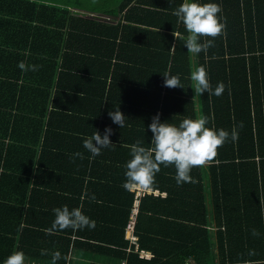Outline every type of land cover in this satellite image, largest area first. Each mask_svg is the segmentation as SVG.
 <instances>
[{
	"label": "trees",
	"instance_id": "1",
	"mask_svg": "<svg viewBox=\"0 0 264 264\" xmlns=\"http://www.w3.org/2000/svg\"><path fill=\"white\" fill-rule=\"evenodd\" d=\"M190 2L219 4L225 24L214 46L195 57L172 14L183 0H121L114 11H90L115 21L35 0H0V264L14 251L29 260L59 252L65 264L72 233L94 244L74 241L75 248L118 264H264V0ZM20 62L38 70L22 71ZM194 64L206 68L213 89L224 84L222 95L195 96ZM165 72L178 75L183 89L163 87ZM118 107L126 117L121 129L108 117ZM157 114L176 126L204 115L206 127H235L239 138L191 170L195 183L177 186L175 168L161 165L153 189L167 196H145L136 224L140 248L153 255L147 261L125 252L133 195L122 187L126 169L117 155L130 156L126 144L150 146L148 125ZM105 128L117 145L92 158L83 140ZM98 172L108 173L102 185ZM63 179L72 196L90 193V213L104 209L90 199L96 188L104 201L110 193L115 203L124 201L114 210V227L47 233Z\"/></svg>",
	"mask_w": 264,
	"mask_h": 264
},
{
	"label": "clouds",
	"instance_id": "2",
	"mask_svg": "<svg viewBox=\"0 0 264 264\" xmlns=\"http://www.w3.org/2000/svg\"><path fill=\"white\" fill-rule=\"evenodd\" d=\"M222 11L219 4L205 3L199 4L183 0V3L172 13L177 17V23L182 24L187 33L184 39V46L193 57L201 52L207 53L208 49L214 46L213 40L223 34L225 24L221 22L218 15ZM159 31V30H158ZM174 38L180 36L179 32H172ZM212 39H207V38ZM203 39V42L202 41ZM171 50H175V46ZM18 67L22 71H37L38 66L26 65L20 62ZM163 87L169 89L182 88L180 77L165 72L163 75ZM190 80L193 83L195 96L204 93L219 97L224 92V84L218 83L213 89L204 66L193 65L190 73ZM79 93L78 95H81ZM108 117L113 124L123 128L126 117L119 107L108 112ZM209 123L207 116L201 115L196 119H183L178 126L169 122H160L159 114L151 119L148 130L151 132L149 147L141 146V141L134 144L123 145L130 149V159L124 165L126 171L125 182L122 187L127 191H151L155 183V175L160 172L161 165L165 168L172 166L175 168L174 179L177 186L183 183H195L190 175L193 168L201 167L213 161L217 156V149L222 147L231 139L235 142L239 138V133L234 127L229 133L226 130L206 127ZM243 125L241 124L240 127ZM112 135L111 128H105L104 134L94 131L91 137L83 140V147L91 153L92 158L101 154V149L114 147L109 137ZM83 159L81 153L74 154ZM88 194L84 193L82 199ZM90 199L95 201V196ZM99 203V201H96ZM55 219L51 227L46 231L53 234L66 229L83 230L84 228L94 229L95 221L83 214L80 207L72 208L67 206L54 208ZM254 236L259 235L255 230ZM42 256L48 255L47 250H41ZM254 254V253H250ZM26 256L22 251L12 252L3 264H25ZM61 259L59 252L52 253L51 264H57Z\"/></svg>",
	"mask_w": 264,
	"mask_h": 264
},
{
	"label": "crops",
	"instance_id": "3",
	"mask_svg": "<svg viewBox=\"0 0 264 264\" xmlns=\"http://www.w3.org/2000/svg\"><path fill=\"white\" fill-rule=\"evenodd\" d=\"M111 143L114 144L115 146L117 145L116 142H111ZM107 150H109V148H107ZM112 150L116 151L114 149H112ZM51 151H53V150H51ZM121 154H124V155H121ZM117 157L119 159H122L123 160L122 162L124 164H126V162L130 159V156L126 152H123V153L120 152L119 155H117ZM116 166L121 167L122 165L117 164ZM36 169H37V165L34 166V170H36ZM40 169H42V168H40ZM86 173H88L87 169H86ZM98 174L100 176H102V178H101V185H102V184H104V182H106L105 179L108 178L107 177L108 173H105L104 176L101 174V172H98ZM86 178L88 181H91L92 183H94V182L97 183V185L100 183V182L98 183V181L96 179H90L89 180L88 176H86ZM66 184H67V182L63 179L62 183L57 185V187L59 189V191H57V193H60V194L63 193V195L54 196L55 199L51 200L52 201L51 202V208H53V207L61 208L63 206H67L71 210L72 208L80 207L82 209L84 215L89 217L91 220L97 221L95 219H98V220L104 219V221H102V222L97 221L99 223H97V224L95 223V227H96V225H97V227L103 226V227H106L107 229L108 228L112 229V227H114V224L110 223V221L115 219V217L113 215V214H115L114 210L116 207H118L120 209H124V206L120 203V202H124V201H120L119 203L118 202L115 203L114 202L115 197H114V194H112V193H110L107 197V200L104 201L101 198V197H103V193L101 191V188L100 187H99V189L96 188L95 191H91V192L95 193V198H96L95 202H92V203L94 205H101L102 208H104V209L102 212H99V213H90V211H89L90 207L87 205L88 202L90 201L88 199V195L90 193H88V191L84 190L80 193V196H78V197L76 195L72 196V194L70 193V190H72V186L68 187V190L66 191L64 189V187H66ZM156 190L159 191L158 189H156ZM129 192L131 193V191H129ZM84 193H87L88 195L82 199L81 197L84 195ZM161 193H166V191H161ZM166 196H167V193L164 197H159V198L165 199ZM96 201H99V203ZM93 216L95 219L93 218ZM120 218H123V217H120ZM34 220L35 219H32V221H34ZM35 229H36V227H35ZM66 230H69V229H66ZM66 230H65V232H66ZM57 233H59V235L64 234L61 232H55L52 235H55V234L57 235ZM80 233H83V230H80ZM66 237H68L70 239V245H69L70 249H69L68 255L66 257L65 264H93V263H97V264H118L117 260H114V259H111V258H108L105 256H99V255L94 254V253L87 251V250L75 248L76 246L74 245V241H79L85 245H94L91 240H87L83 237H76V236H74V233L69 234ZM99 245H102V244H99ZM82 247H86V246L83 245ZM25 264H51V258L49 257L47 259H38V260L37 259L29 260L27 258ZM57 264H61V263L57 261Z\"/></svg>",
	"mask_w": 264,
	"mask_h": 264
},
{
	"label": "built area",
	"instance_id": "4",
	"mask_svg": "<svg viewBox=\"0 0 264 264\" xmlns=\"http://www.w3.org/2000/svg\"><path fill=\"white\" fill-rule=\"evenodd\" d=\"M131 193L133 198L122 234L128 242V247L125 249V252L136 254L139 259L148 261L153 258V255L151 252L140 248L139 239L136 236V224L140 212V205L145 196L164 197L166 193H161L154 189L151 191H131ZM119 264H126V262L121 261ZM184 264H192V262L188 259Z\"/></svg>",
	"mask_w": 264,
	"mask_h": 264
},
{
	"label": "rangeland",
	"instance_id": "5",
	"mask_svg": "<svg viewBox=\"0 0 264 264\" xmlns=\"http://www.w3.org/2000/svg\"><path fill=\"white\" fill-rule=\"evenodd\" d=\"M38 2H43L51 5H55L60 8L68 9L75 16H85L87 18L95 20H111L115 21L117 18L109 17L90 13L91 10L98 12L105 11H114L121 0H35ZM89 10V11H87Z\"/></svg>",
	"mask_w": 264,
	"mask_h": 264
}]
</instances>
